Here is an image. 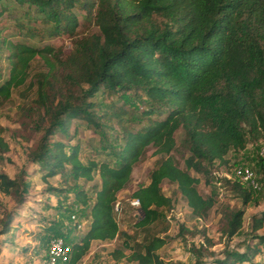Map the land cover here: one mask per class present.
Returning <instances> with one entry per match:
<instances>
[{"label": "trees", "instance_id": "obj_1", "mask_svg": "<svg viewBox=\"0 0 264 264\" xmlns=\"http://www.w3.org/2000/svg\"><path fill=\"white\" fill-rule=\"evenodd\" d=\"M11 3L23 8L15 20L18 32L27 31L30 36H35L36 26L48 36L73 35L80 23L77 8L98 26V31L75 37L73 49L62 58L53 45L12 39L0 23V50L7 51L8 62L7 75L2 78L0 72V100L26 83L35 56L47 65L46 72L29 81L36 86V101L42 119L48 122L32 157L45 180L69 169L76 207L87 210L85 219L76 212L86 221L79 236L67 240L52 234L71 244L67 264H78L94 240L109 241L118 235L123 240L113 249V260L186 264L159 254L170 239L161 234L169 228L162 209L172 205L161 185L164 180L175 183L192 213L205 218L217 202L216 191L204 195L198 189L200 178L191 171L210 184L212 166L227 164L230 150L245 148L250 137L264 140V0H0V20ZM58 76L63 89L55 85ZM77 84L87 85L82 96L74 91ZM98 92L139 98L146 106L142 114L147 122L136 128L128 125L123 104L110 102L96 108L88 98ZM154 113L164 115L152 117ZM74 118L96 127L103 119L115 120L120 133L107 138L104 131L99 155L83 160L80 142H72L77 131L70 132ZM180 128L189 150L185 167L170 154ZM56 133L62 139L49 141V135ZM149 145L160 157L150 170L149 181L130 194L139 201L134 224L141 236L134 239L121 230L116 203L118 192ZM8 149L0 134V153ZM96 173L98 182L89 187L78 184L79 178L94 180ZM258 173L264 181V157L259 158ZM214 178L244 205L252 200V191L240 177ZM49 189L65 190L50 185ZM0 190L18 194L19 181L0 172ZM225 219V232L231 237L243 225L244 209L231 211ZM10 220L7 215L0 233L9 230ZM250 225L253 233L263 227L264 207L251 215ZM189 230L180 225V233ZM201 234L208 245L213 243L204 229ZM255 236L258 244L250 252H227L218 263L249 260L248 264H256L252 256L264 244V232ZM200 263L196 258L189 264Z\"/></svg>", "mask_w": 264, "mask_h": 264}, {"label": "rangeland", "instance_id": "obj_2", "mask_svg": "<svg viewBox=\"0 0 264 264\" xmlns=\"http://www.w3.org/2000/svg\"><path fill=\"white\" fill-rule=\"evenodd\" d=\"M22 6L17 4L3 14L0 20L3 26V33L12 39H21L36 45H53L59 54L64 58L74 46L75 37L87 35L98 31L94 18L86 17L84 10L77 8L80 23L73 35L59 33L55 36H48L41 32L36 26L35 36H30L27 31L18 32L15 20L22 11ZM33 22H35L33 20ZM36 25H39L36 22ZM25 30V29H24ZM6 50H0V72L2 78L8 73V62L5 59ZM47 65L39 55L35 56L30 65L29 76L24 85L15 87L12 95L8 99L0 100V134L8 142L9 149L0 153V172L6 173L11 178L19 181L18 194H6L0 190V229L7 215H10L9 230L0 233V264H48L47 248L50 235L59 233L67 240H72L79 236L84 229L74 228L71 214L76 213L85 219L86 208L76 207L73 194V179L69 169L63 173L48 177H42L43 171L39 164L32 157L33 149L45 132L48 122L42 119V111L36 101V86H31L29 81H33L41 72H46ZM55 85L63 89V81L60 77ZM87 88L86 84H77L74 87L75 93L79 96ZM82 96V95H80ZM94 101L95 107L104 103H115L116 106L123 104L127 108L126 123L133 128L145 124L148 120L142 114L145 104L132 94L108 95L105 92H98L93 97L88 98ZM101 112V110H98ZM154 113L152 117L163 116ZM73 135L72 142L78 140L81 144V157L86 160L88 157H95L98 143L101 136L106 133V137H112L120 133L119 125L115 120H102L99 127L88 124L84 120L74 118L70 132ZM176 147L171 151V156L181 167H185L184 158L189 154V150L184 143V131L182 128L175 133ZM49 141L62 139L56 133L49 135ZM160 154L155 153V147L147 146L145 153L135 163L132 175L126 186L118 192L116 203V219L121 230L126 231L139 239L134 224V216L139 214L138 208L132 204L130 194L140 184L149 181L150 170L154 167ZM264 157V140L250 137L246 147L241 150H230L227 154L228 163L212 166V179L210 184L205 183L204 177L191 171L200 178L198 189L204 194L216 191L217 202L209 210L205 218L195 216L188 206L186 199L182 196L173 182L164 180L162 189L165 194L172 198V205L162 209L163 218L169 222V228L161 234H167L170 239L159 249V254L164 259L181 260L186 264L198 258L200 264H219L227 252L237 251L250 252L254 245L258 244L255 233H263L262 228L252 232L251 215L258 213L264 207V181H260L258 173L259 158ZM240 167H249L258 180L259 187L252 188V200L248 204H243L241 199L234 195L226 185L215 181V175L225 177L237 176ZM99 177L95 174L94 180L87 181L83 178L77 180L81 186L89 187L93 182H98ZM50 186L63 188V191L53 192ZM244 209V221L242 227L231 237L226 235L225 217L235 209ZM76 214V215H77ZM186 226L189 231L180 233V225ZM86 227V225H85ZM212 238L213 243L208 245L202 234V230ZM123 236L118 235L109 241L94 240L89 251L82 257L78 264H112V251L122 245ZM252 260L256 264H264V244L260 246V251ZM249 260L237 262L236 264H248ZM119 264H136L126 259H121Z\"/></svg>", "mask_w": 264, "mask_h": 264}, {"label": "built area", "instance_id": "obj_3", "mask_svg": "<svg viewBox=\"0 0 264 264\" xmlns=\"http://www.w3.org/2000/svg\"><path fill=\"white\" fill-rule=\"evenodd\" d=\"M237 176L243 183L252 188H258L259 183L254 172L249 167H240ZM132 204L138 205L137 198L131 199ZM71 220L77 229H84L86 221L79 218L76 213L71 214ZM71 251V244L61 235H52L48 241L47 263L48 264H67ZM120 261L114 260L112 264H119Z\"/></svg>", "mask_w": 264, "mask_h": 264}]
</instances>
